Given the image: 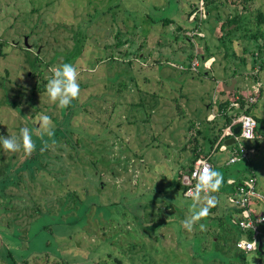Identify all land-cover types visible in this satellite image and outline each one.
Returning a JSON list of instances; mask_svg holds the SVG:
<instances>
[{
	"label": "rangeland",
	"instance_id": "rangeland-1",
	"mask_svg": "<svg viewBox=\"0 0 264 264\" xmlns=\"http://www.w3.org/2000/svg\"><path fill=\"white\" fill-rule=\"evenodd\" d=\"M202 2L0 0V135L18 136L27 127L35 144L30 156L0 148V264H9L6 250L18 264H243L229 237L234 206L225 179L249 170L225 164L224 151L210 154L224 177L214 193L219 203L191 233L181 222L192 201L174 181L196 142L202 151L209 148L196 129L216 113L217 99L226 94L218 92L222 82L233 79V91L247 93L260 80L250 110L264 118V63L250 69L240 61L257 54L264 61V41L239 30L224 56L216 38L221 21L234 14L253 29L256 11L264 16V0ZM195 12L203 27L197 32L184 28ZM206 45L215 51L201 59L208 74L198 63L192 75L183 71L194 58L200 62ZM26 50L37 56L40 71L29 66ZM64 63L77 68L81 91L60 109L48 102L46 84L51 69ZM45 114L52 136L40 135ZM249 162L264 194L263 135ZM258 209L264 211V201ZM246 257L244 264H264V253Z\"/></svg>",
	"mask_w": 264,
	"mask_h": 264
},
{
	"label": "built area",
	"instance_id": "built-area-1",
	"mask_svg": "<svg viewBox=\"0 0 264 264\" xmlns=\"http://www.w3.org/2000/svg\"><path fill=\"white\" fill-rule=\"evenodd\" d=\"M202 4V0H199V7H201ZM197 10L201 12L199 9ZM202 63L206 67L209 65L206 60ZM196 64L197 60L194 58L190 63L191 69H193ZM260 84L261 81L256 80L250 85L247 93H242V91L235 93L229 98L225 108L219 110L220 113H227L230 119L222 127L209 153L203 156H196L192 160L189 169L180 174V182L184 185L182 190L183 195L188 192L190 187H194L196 183L193 172L199 170L205 163L210 167L212 166L209 158L210 154L215 149L225 152V164L245 161L255 150L250 141L254 137L256 121L249 112L244 110V108L256 100L260 91ZM214 114L211 113L212 117ZM235 125H238V130L233 132L232 128ZM249 133H251V138H249ZM229 136L233 137V141L225 143L224 139ZM225 182L232 185L231 192L226 196L229 204L234 206V213L230 215V222L241 231V235L232 240L233 247L237 250L247 251L245 248L239 247L238 245L251 243L254 240L257 243L260 241L262 246L264 242V212L256 211L255 205L264 201V194L256 188L254 175L248 173L240 180L228 177L225 179ZM250 225H253V227ZM247 233L250 234V237L247 236Z\"/></svg>",
	"mask_w": 264,
	"mask_h": 264
},
{
	"label": "clouds",
	"instance_id": "clouds-1",
	"mask_svg": "<svg viewBox=\"0 0 264 264\" xmlns=\"http://www.w3.org/2000/svg\"><path fill=\"white\" fill-rule=\"evenodd\" d=\"M52 75L46 84V95L48 102L56 104L58 108H67L73 100L80 96V84L78 82L79 72L77 68L69 63L51 69ZM40 135H54L51 118L48 115L40 117ZM251 138V133H249ZM0 148L4 154L18 153L21 150L26 155H31L35 150L32 133L27 127L21 128L19 135H0ZM196 179L194 187H190L185 196L190 198V214L181 222V227L187 232L193 231L194 225L210 215V209L217 207L219 199L214 193H218L223 185V174L212 169L206 163L199 170L193 172ZM260 222V221H258ZM253 227V225H250ZM200 231H206V225L199 224ZM239 247L251 252L257 247L254 240L251 243L240 244Z\"/></svg>",
	"mask_w": 264,
	"mask_h": 264
},
{
	"label": "trees",
	"instance_id": "trees-1",
	"mask_svg": "<svg viewBox=\"0 0 264 264\" xmlns=\"http://www.w3.org/2000/svg\"><path fill=\"white\" fill-rule=\"evenodd\" d=\"M209 0H205V3H207ZM193 8H195V6H193L192 5V8H190L189 10H187L186 11V13H187V16H188V14L190 13V11L193 9ZM207 12V11H206ZM198 13L197 12H195V14H194V16L190 19V20H188V21H191V27H184L185 29H187V28H189L188 30H191V31H194V32H197V30H198V28L199 29H203V27L202 26H200V24H197V22L199 21L200 22V19L198 18V15H197ZM255 17V22H254V24H253V26H254V28L252 29L251 27H249V25H247V23H245V22H238L239 21V19H241V17H242V15H239L238 14V16H237V14H234V15H232V16H226L222 21H221V23L219 24V28L218 29H220V30H222V32H221V34H217L216 35V38L219 40V42H220V44H221V46L223 47V48H225L224 49V52H223V55L224 56H226L227 54H226V49H227V46H228V43H230V41L232 40V37L236 34V32L237 31H239V30H242V32H241V34H243V36L245 35V36H247V38L248 39H250V40H255V39H257L258 37H261V39L264 41V26H263V28L260 26V24L262 23V25L264 24V16H263V13L260 11V10H257L256 11V13H255V15H254ZM238 17H239V19H238ZM160 19H162L161 21H163L164 23L165 22H167V21H170V20H172V18H169V17H162V18H160ZM203 19V18H202ZM184 20H186V19H184ZM202 21V20H201ZM204 22V21H203ZM179 23V22H178ZM232 23V24H231ZM245 23V24H244ZM241 24V25H240ZM181 25V24H180ZM227 25V28L226 29H224L223 30V28L225 27ZM210 29H212V28H210ZM199 37V36H198ZM207 44V43H206ZM24 46L26 47V48H28L25 44H24ZM82 45H81V43L78 41V39H76L74 42H73V53H79L80 51H81V47ZM242 49H244V48H242ZM213 52H215V51H212V50H210V49H208V46L206 45L205 46V48H204V52L203 53H201L200 55H199V60L198 61H200V62H197L198 64H197V66H198V68L197 69H199V68H201V70H199V71H202L203 72V74L205 73H207L208 74V70H207V68L206 67H204V65H202V58H204V57H206V56H210V55H212L213 54ZM73 55V54H72ZM71 55V56H72ZM190 55L191 54H189V56H187V58L188 59H191L190 58ZM74 56V55H73ZM257 57L260 59V55L259 54H257ZM256 56L255 57H253L252 59H250L249 61L247 60H245V58L243 57V56H240V61L244 64V65H250L251 67H249L250 69H253L255 66V63H256V65H257V69H260V68H262L263 67V63H264V61L263 60H261L260 59V61H258V59H256L257 58ZM25 60L28 62V64H29V66L31 67V69L32 70H36V71H40V68L38 67V65H35L34 63L36 62V60H37V56H32V57H30L29 55H28V50H26V56H25ZM214 60H215V58H214ZM39 62V61H38ZM183 62V64H186V61L185 60H181V62L180 63H182ZM254 62V63H253ZM213 68L215 67V65L214 66H212ZM230 67V66H229ZM194 69H196V68H194ZM228 69H230V72H229V74H235L236 72H235V68H228ZM256 69V70H257ZM183 71H185V72H187L188 74H190L191 73V75H192V73H193V70L191 69V68H189V67H185V68H183L182 69ZM217 70V68L215 69V71ZM248 72V71H247ZM250 72V71H249ZM211 73H213V72H211ZM228 74V75H229ZM215 76H218L219 74H214ZM226 75V74H225ZM219 94H223L224 95V93H226L222 98H218L217 99V107H216V113L214 114V116L211 118V120H207V121H209V122H207V125H205L204 126V128L203 129H201V130H199V129H196V132L197 133H199V134H201L205 139H206V144H207V148H208V150H206V149H204L203 151H202V149L200 150V147L197 145V142H196V144H195V146H194V148H195V151H193L191 154V161H190V163L188 164V166H187V168L186 169H184V171L185 170H187V169H189V167L191 166V162H192V160H193V158L194 157H196V156H198V155H201V156H203V155H206L207 153H209V149L211 148V146H212V144H213V142L215 141V139L217 138V136H218V134H219V132L221 131V129H222V127L224 126V124L225 123H227L228 121H229V115L227 114V113H223V112H221L220 113V109H224L225 108V105H226V103L228 102V100H229V98L231 97V96H233L234 94H235V92L233 91V89L232 90H230V91H228V90H224V89H220L219 91ZM258 96H259V94H258ZM253 103V102H252ZM252 103H250V104H248L245 108H244V110L246 111V112H249L254 118H255V121H256V124H255V127H254V137L252 138V140L250 141V143H251V145H253L254 146V148L256 147V145H257V136H258V134H260V135H263L264 136V118L263 117H261L260 115H255L254 113H252V109L250 110V106H252ZM74 104H76V105H78L77 104V102H75ZM65 109H67V108H65ZM68 110H65V112L63 113V116L65 117V116H67L68 115ZM196 140V139H195ZM240 163H243V166L246 168V169H248L249 170V172L248 173H251V170H250V167H251V165H250V162H249V158L247 159V160H245V161H241ZM247 173V174H248ZM180 174L181 173H179L178 174V177H176L175 178V181H174V184L176 185V186H178L180 189H181V192H182V190H183V188H184V185L183 184H181V182H180ZM242 178V177H241ZM241 178H239V177H236V178H234L235 180H240ZM227 185V184H226ZM228 187L229 186H231V185H227ZM258 207H259V203L257 204V205H255V209H256V211H258V212H264V211H262V210H259L258 209ZM234 225V224H233ZM235 226V225H234ZM233 230V229H232ZM239 235H241V231L239 230V228L238 227H234V231H233V233L229 236V237H231V240L232 239H235L236 237H238ZM247 236L248 237H250V234H248L247 233ZM229 239V238H228ZM231 243H232V241H231ZM233 245V244H232ZM237 250V249H236ZM238 252L237 253H241L240 255H241V258H243V260H242V262H243V264H244V262H245V260H246V253H248L249 251H242V250H237ZM251 252H255V253H257L258 255H260V254H263L264 253V242H263V244H262V246H261V250H259L257 247H256V249H254L253 251H251ZM5 257H8V260H9V264H18L19 262V260H17V259H15L11 254H10V252L8 251V250H6L5 251V255H4ZM22 260V259H21ZM24 261H26V258L25 259H23Z\"/></svg>",
	"mask_w": 264,
	"mask_h": 264
},
{
	"label": "water",
	"instance_id": "water-1",
	"mask_svg": "<svg viewBox=\"0 0 264 264\" xmlns=\"http://www.w3.org/2000/svg\"><path fill=\"white\" fill-rule=\"evenodd\" d=\"M22 42L27 47H29V44L26 42V39L25 38H24V40ZM232 87H233V79H231V81L229 82V84H225L224 82H222V89L230 91V90H232ZM232 130H233V132H236L238 130V125L233 126ZM232 141H233V137L232 136H229V137H227V138L224 139V142L225 143H230ZM257 248L259 250H261V242L260 241L257 243Z\"/></svg>",
	"mask_w": 264,
	"mask_h": 264
},
{
	"label": "crops",
	"instance_id": "crops-1",
	"mask_svg": "<svg viewBox=\"0 0 264 264\" xmlns=\"http://www.w3.org/2000/svg\"><path fill=\"white\" fill-rule=\"evenodd\" d=\"M259 136H260V134H258L257 137H259ZM209 150H210V149H209ZM210 158H211V156H210ZM211 163H212V160H211ZM213 166H214V165H213V163H212V166H211L212 169H214ZM229 177H231V176H229ZM227 178H228V177H227ZM232 240H233V239H232ZM232 240H231V241H232Z\"/></svg>",
	"mask_w": 264,
	"mask_h": 264
}]
</instances>
